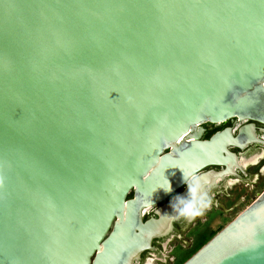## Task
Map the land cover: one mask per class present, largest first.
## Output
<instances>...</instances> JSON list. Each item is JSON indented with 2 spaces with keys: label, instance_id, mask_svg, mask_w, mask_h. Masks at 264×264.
Masks as SVG:
<instances>
[{
  "label": "water",
  "instance_id": "1",
  "mask_svg": "<svg viewBox=\"0 0 264 264\" xmlns=\"http://www.w3.org/2000/svg\"><path fill=\"white\" fill-rule=\"evenodd\" d=\"M232 118L264 125V0H0V264H135L263 143L200 140ZM183 264H264V191Z\"/></svg>",
  "mask_w": 264,
  "mask_h": 264
},
{
  "label": "flooded vegetation",
  "instance_id": "2",
  "mask_svg": "<svg viewBox=\"0 0 264 264\" xmlns=\"http://www.w3.org/2000/svg\"><path fill=\"white\" fill-rule=\"evenodd\" d=\"M249 124L254 125L253 133L255 137L263 143L252 142L247 144L243 149L235 147L228 148L231 153L236 155L238 160L240 170L234 168L236 176L227 175L226 166H209L196 173L194 176L206 186L207 191V201L201 208L200 214L192 217L191 219L179 217L172 223V232L167 237L153 240L152 250L142 253L135 264H170L173 262V259L176 260L172 256L173 251L176 249L187 250L191 248L189 247V243H191L192 246L193 241L190 239L189 234H191L193 230H195L197 234L203 233L206 229L201 231L199 229L200 226L209 225L211 218L214 216L213 214L217 212L221 214L227 213V199L232 196L229 191L233 186L240 183L245 184L246 187L249 185L255 186L259 184L261 179L264 178L263 124L250 121L241 122L237 118L229 119L221 124L205 123L201 126L202 133L200 140H209L214 134L222 132L225 129H230L232 136L237 137L239 131L244 126ZM186 188L187 185L185 183L181 188L171 194L163 203L144 213L143 221H146L150 217L154 218V211L157 207L167 203L173 197L182 194ZM128 198H132V195L130 194ZM217 233L213 234L212 237H214ZM210 234L211 233L208 235L210 236ZM211 238L200 244L196 251H198ZM173 241H176V243L171 247L170 245ZM196 251H194V253Z\"/></svg>",
  "mask_w": 264,
  "mask_h": 264
},
{
  "label": "rangeland",
  "instance_id": "3",
  "mask_svg": "<svg viewBox=\"0 0 264 264\" xmlns=\"http://www.w3.org/2000/svg\"><path fill=\"white\" fill-rule=\"evenodd\" d=\"M264 191V178L260 180L259 184L255 186H247L245 184H237L232 187L229 191L232 196L227 199V213H215L211 218L209 225L200 226V230L206 229L203 233L197 234L195 230L189 234L190 239L193 241L189 243L190 249L179 250L176 249L173 251L172 256L176 260H172L170 264H182L185 262L196 249L202 244L205 240L212 237L213 234L219 232L224 228L228 223H230L238 214H240L249 204H251L257 197ZM211 233L210 236L207 234ZM190 240V241H191ZM176 241L171 243V247L174 246Z\"/></svg>",
  "mask_w": 264,
  "mask_h": 264
},
{
  "label": "clouds",
  "instance_id": "4",
  "mask_svg": "<svg viewBox=\"0 0 264 264\" xmlns=\"http://www.w3.org/2000/svg\"><path fill=\"white\" fill-rule=\"evenodd\" d=\"M184 180L188 189V197L184 198L177 196L175 198V202L172 204V207L174 209V213H176L178 217L191 219L192 217L200 214L201 208L207 201V191L206 186L195 176H186L184 174ZM157 188L163 189L165 192L171 191V187L168 182L167 186L162 184ZM155 190H153V192Z\"/></svg>",
  "mask_w": 264,
  "mask_h": 264
}]
</instances>
